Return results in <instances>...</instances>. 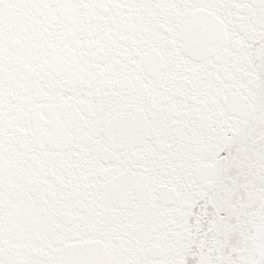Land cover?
Returning a JSON list of instances; mask_svg holds the SVG:
<instances>
[{"label":"snow or ice","instance_id":"6c2138e0","mask_svg":"<svg viewBox=\"0 0 264 264\" xmlns=\"http://www.w3.org/2000/svg\"><path fill=\"white\" fill-rule=\"evenodd\" d=\"M0 264H264V0H0Z\"/></svg>","mask_w":264,"mask_h":264}]
</instances>
